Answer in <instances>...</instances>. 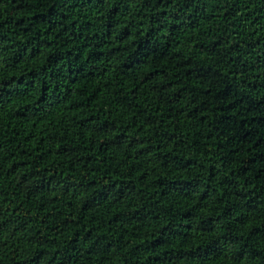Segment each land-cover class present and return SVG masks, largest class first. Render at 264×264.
Returning a JSON list of instances; mask_svg holds the SVG:
<instances>
[{"label":"trees","instance_id":"16d2710c","mask_svg":"<svg viewBox=\"0 0 264 264\" xmlns=\"http://www.w3.org/2000/svg\"><path fill=\"white\" fill-rule=\"evenodd\" d=\"M0 264H264V0H0Z\"/></svg>","mask_w":264,"mask_h":264}]
</instances>
